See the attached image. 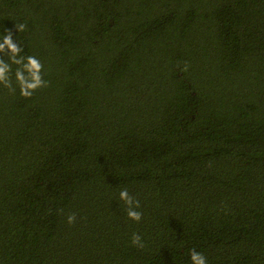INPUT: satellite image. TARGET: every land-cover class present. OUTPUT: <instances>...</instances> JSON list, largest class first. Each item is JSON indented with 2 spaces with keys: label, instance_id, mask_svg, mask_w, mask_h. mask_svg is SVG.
I'll list each match as a JSON object with an SVG mask.
<instances>
[{
  "label": "trees",
  "instance_id": "trees-1",
  "mask_svg": "<svg viewBox=\"0 0 264 264\" xmlns=\"http://www.w3.org/2000/svg\"><path fill=\"white\" fill-rule=\"evenodd\" d=\"M8 32L48 86L0 85V264H264V0H0Z\"/></svg>",
  "mask_w": 264,
  "mask_h": 264
},
{
  "label": "clouds",
  "instance_id": "clouds-1",
  "mask_svg": "<svg viewBox=\"0 0 264 264\" xmlns=\"http://www.w3.org/2000/svg\"><path fill=\"white\" fill-rule=\"evenodd\" d=\"M17 31H23L25 25L21 24L16 27ZM23 48L13 42L11 32L2 36L0 42V85L7 88L10 92H15L13 86V65L16 66L14 72L15 83L19 88V93L24 98H31L33 94L41 88L47 87L48 82L43 78L44 66L40 59L33 55H21ZM7 57L5 60L4 58ZM119 199L127 205V217L135 222L142 220V213L138 211L140 208L139 200L134 199L127 189H123L119 193ZM76 222V215L72 214L67 217V223ZM132 244L134 246L143 247L141 236L133 234ZM191 264H208L207 257L196 249H191L188 253Z\"/></svg>",
  "mask_w": 264,
  "mask_h": 264
}]
</instances>
